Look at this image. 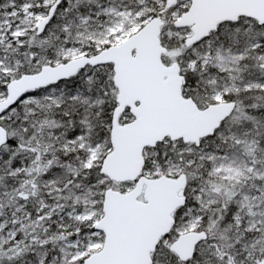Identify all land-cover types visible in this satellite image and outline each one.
Listing matches in <instances>:
<instances>
[{"label": "snow or ice", "instance_id": "6c2138e0", "mask_svg": "<svg viewBox=\"0 0 264 264\" xmlns=\"http://www.w3.org/2000/svg\"><path fill=\"white\" fill-rule=\"evenodd\" d=\"M0 264H264V0H0Z\"/></svg>", "mask_w": 264, "mask_h": 264}]
</instances>
